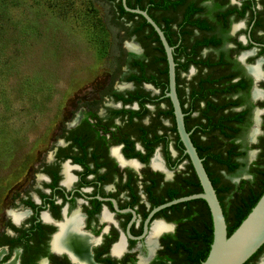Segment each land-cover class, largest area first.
Listing matches in <instances>:
<instances>
[{"label":"flooded vegetation","instance_id":"af4514ba","mask_svg":"<svg viewBox=\"0 0 264 264\" xmlns=\"http://www.w3.org/2000/svg\"><path fill=\"white\" fill-rule=\"evenodd\" d=\"M131 1L137 4L132 8L149 13L173 47L177 94L191 135L207 140L197 129L210 100L236 98L242 104L225 113L250 109L252 125L261 109L264 134V0ZM144 18L122 17L130 27L121 33L127 44L122 42L116 63L107 65L109 79L96 90L77 92L69 119L42 148L0 230V264H174L182 259L183 252L173 251L172 206L150 217L175 191H188L191 160L167 95L169 64L159 33L152 24L132 31ZM148 35L150 56L141 41ZM229 82L242 88L233 94L212 91ZM243 140L247 146L246 132ZM156 222L164 225L158 233ZM263 258L264 250L252 264Z\"/></svg>","mask_w":264,"mask_h":264},{"label":"rangeland","instance_id":"374dc122","mask_svg":"<svg viewBox=\"0 0 264 264\" xmlns=\"http://www.w3.org/2000/svg\"><path fill=\"white\" fill-rule=\"evenodd\" d=\"M111 7L104 0H0V230L42 148L69 119L77 92L109 79L102 20ZM253 123L247 166L227 176L234 182L251 178L247 169L260 153L253 146L263 132L249 141Z\"/></svg>","mask_w":264,"mask_h":264},{"label":"trees","instance_id":"16d2710c","mask_svg":"<svg viewBox=\"0 0 264 264\" xmlns=\"http://www.w3.org/2000/svg\"><path fill=\"white\" fill-rule=\"evenodd\" d=\"M104 1L112 5L110 16L102 20V24L106 26L110 36L105 54L107 55L106 58L110 60L109 64H114L119 58L121 50H123L122 44L118 45L123 39L121 33L123 30L130 28L125 24L126 21L122 20V17H125L128 21L136 20L137 16L144 17L127 11L122 0ZM127 4L130 7H137V4H133L131 0H127ZM148 25L150 26V23L147 21L139 28L135 25L132 31L135 33H137V30L141 32L140 30L143 29L144 31ZM149 38L150 35L141 38L147 56H150L151 49ZM138 64L144 65L143 60L138 61ZM202 86L206 87L208 85L203 84ZM240 88H242L240 83L229 82L225 83L220 89L217 87L214 89L213 86L212 91L219 93L218 90H220L221 93L233 94V92H238ZM199 93L201 94L199 98L206 96L203 95L204 91H199ZM225 100H221V102L210 100L202 113L205 122L198 121L197 131L200 129L205 132L208 135L207 140L200 139L198 135L194 137L193 133L191 137L199 155L203 158L205 168L220 199L228 225V234L230 235L247 217L264 192V134L259 138L258 143L253 146L258 148L260 153L247 169L251 178L241 177L239 182H233L227 176L239 175L247 166L244 159L248 147L244 146L243 137L251 125V119L250 109L239 111L229 109L225 113L226 108L238 107L242 104L239 98ZM193 106L198 108L200 106L199 102L193 103ZM188 130H191L190 127H188ZM189 168L188 191L185 193L175 191L172 199L203 191L191 163ZM172 209L174 211L173 219L177 223L174 234V239L177 242L174 244L173 251L175 255L183 252L182 259L175 261L174 264H200L207 258L214 239V224L208 203L206 200L199 198L174 204ZM263 250L264 245L244 264H252Z\"/></svg>","mask_w":264,"mask_h":264},{"label":"water","instance_id":"95a60500","mask_svg":"<svg viewBox=\"0 0 264 264\" xmlns=\"http://www.w3.org/2000/svg\"><path fill=\"white\" fill-rule=\"evenodd\" d=\"M122 2L126 10L143 15L147 21L154 26L163 42L167 54L170 75V89L167 95L171 98L174 106L180 139L203 189L202 192L181 196L157 206L152 210L150 217L155 212L165 207L202 198L206 200L211 210L214 224V239L207 258L200 264H244L264 245V192L247 217L232 232V234L229 235L226 217L216 189L205 168L203 158L199 155L191 138V132L186 128L184 112L176 88V62L173 55V47L169 45L161 27L146 10L129 7L127 0H122ZM260 113L261 109L257 108L254 120L255 127L250 133L251 142H255L257 140V135L261 132ZM250 153L253 157L256 151L253 150ZM239 181L240 179L237 180V182Z\"/></svg>","mask_w":264,"mask_h":264},{"label":"bare ground","instance_id":"6f19581e","mask_svg":"<svg viewBox=\"0 0 264 264\" xmlns=\"http://www.w3.org/2000/svg\"><path fill=\"white\" fill-rule=\"evenodd\" d=\"M131 46V45H130ZM131 47H133V46H131ZM256 94H258V92H256ZM14 215L15 216H17L18 218L19 217H22L23 216V213H15L14 212ZM153 229H154V232L155 233H158L159 231H161L162 229H164V225L162 224V223H160V222H156V223H154V225H153ZM73 235V234H72ZM62 238H59V240H61ZM58 241V240H57ZM57 241H56V243H57ZM8 264H13V261L12 262H10V263H8ZM261 264H264V260L261 262Z\"/></svg>","mask_w":264,"mask_h":264},{"label":"clouds","instance_id":"9594fccd","mask_svg":"<svg viewBox=\"0 0 264 264\" xmlns=\"http://www.w3.org/2000/svg\"><path fill=\"white\" fill-rule=\"evenodd\" d=\"M193 71H194V69H193Z\"/></svg>","mask_w":264,"mask_h":264}]
</instances>
